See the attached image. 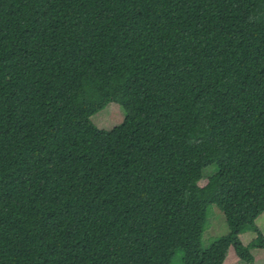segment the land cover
Wrapping results in <instances>:
<instances>
[{
	"label": "trees",
	"instance_id": "1",
	"mask_svg": "<svg viewBox=\"0 0 264 264\" xmlns=\"http://www.w3.org/2000/svg\"><path fill=\"white\" fill-rule=\"evenodd\" d=\"M262 212L264 0H0V264H253Z\"/></svg>",
	"mask_w": 264,
	"mask_h": 264
},
{
	"label": "rangeland",
	"instance_id": "2",
	"mask_svg": "<svg viewBox=\"0 0 264 264\" xmlns=\"http://www.w3.org/2000/svg\"><path fill=\"white\" fill-rule=\"evenodd\" d=\"M124 116V111L117 103H109L103 110L95 113L91 116V121L99 128L111 129L112 127L119 124ZM216 167L211 165L203 170L202 179L198 182L199 185L205 183V178L213 174ZM256 225L264 236V212H262L256 219ZM228 232V226L225 221L223 213L215 204L207 206L205 229L202 235V247H207L218 237L225 235ZM256 237V233L252 230H248L240 234V239L243 244L249 243ZM251 254L254 257L253 264H264V248H252L250 249ZM183 251L178 249L171 258V264L182 263ZM223 264H247L241 261L235 254L232 248H229L226 258Z\"/></svg>",
	"mask_w": 264,
	"mask_h": 264
}]
</instances>
